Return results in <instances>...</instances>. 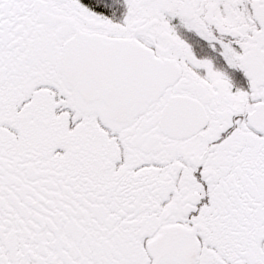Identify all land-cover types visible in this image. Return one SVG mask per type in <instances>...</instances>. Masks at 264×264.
I'll return each instance as SVG.
<instances>
[{"label": "snow or ice", "instance_id": "snow-or-ice-1", "mask_svg": "<svg viewBox=\"0 0 264 264\" xmlns=\"http://www.w3.org/2000/svg\"><path fill=\"white\" fill-rule=\"evenodd\" d=\"M0 264H264V0H0Z\"/></svg>", "mask_w": 264, "mask_h": 264}]
</instances>
